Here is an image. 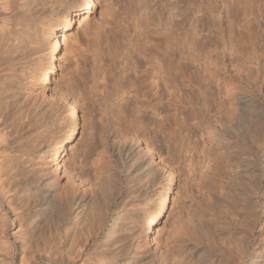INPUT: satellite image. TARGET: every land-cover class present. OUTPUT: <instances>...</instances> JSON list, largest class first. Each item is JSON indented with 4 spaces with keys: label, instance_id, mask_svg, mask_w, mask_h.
<instances>
[{
    "label": "rangeland",
    "instance_id": "obj_1",
    "mask_svg": "<svg viewBox=\"0 0 264 264\" xmlns=\"http://www.w3.org/2000/svg\"><path fill=\"white\" fill-rule=\"evenodd\" d=\"M73 1L79 0H70V3ZM223 4L222 0H185L187 15L183 22L180 18V12L184 8L181 0H136V3L133 0H85L76 13L72 6V22L59 33L57 30L53 31V24L57 21L53 14H47L45 19L29 20L32 23L31 29L33 28L30 33L35 29L38 33L31 38V44L27 48L24 8L19 7L16 16L12 17L16 23L13 37L16 40L11 58L4 61L0 58V67L5 68L6 72H13L15 98L21 106L20 110L30 111L39 123L38 131H42V159L30 168L32 174L39 176L44 173L55 188L62 191L70 189L69 194H75L69 196L76 202L82 192L79 188H83L85 192L94 191L93 188L97 190L98 186L105 188L112 173L120 172L124 182L128 175L135 176L133 169L136 163L146 164L152 171L154 184L144 185V188L139 186L138 192L132 195V205H136L133 207L138 216L130 251L131 256L136 258L135 264H180L179 261L183 260L187 253L193 258V264H217L215 240L213 237L198 234L201 232L197 226L202 219H215V214L209 210L211 207L207 195L217 192L214 196L219 198L220 189L225 185V177L228 176L224 173L227 171L228 174V170L220 164L217 152L219 149L215 147L213 139H207L205 133H199L197 126L203 115L200 75L205 67L209 66L211 72L215 70V66L210 65L212 60L205 56L203 40L206 34L212 40L220 34L224 43L226 51L223 56L227 71L225 70L221 78L224 80L227 74L229 76L235 73L232 68L227 67L231 46L227 31L233 17L226 13ZM107 7L116 11L118 19L124 17L121 12L128 7L130 12L136 13V17H149L153 22L138 31L129 30V38L125 35L124 26L111 22L106 24L99 33L98 42L94 43L84 35V29L101 24L105 20ZM249 19L254 20L253 16ZM82 20L83 24H78V21L82 23ZM107 20L110 19L106 18ZM17 24L21 26V30H18L20 27ZM253 24L256 25L255 22ZM258 25L261 40L257 50L259 54L263 53L258 64L261 72H264V17L258 18ZM165 28L169 29L174 37L169 51L172 68L169 96L151 99L154 92L156 96L165 94V89L160 84L158 89L153 87L152 90L143 87L136 90L131 88L129 94L124 95L125 99L119 101L116 91L119 87L118 79L123 76L122 69L134 51L139 54L142 68L147 67L151 61L150 57H155L160 64L163 63L165 40L159 32ZM55 33L62 43V48L52 55L49 46L55 40ZM128 39L130 44L136 43L135 48L127 44ZM214 57L212 54V59ZM49 65H52L49 84L37 85L39 82L31 81V76H39L41 68H47ZM261 78L259 76L258 79ZM254 88L256 87L249 89L257 95L258 89ZM136 91L137 98H134ZM256 99L261 102L257 96ZM68 103H72L75 108L76 136L67 144L65 151L60 149L56 154L62 165V170L58 171L54 165V156L46 151L61 135L65 136L68 132L69 123L65 120ZM194 131L196 135L191 138ZM49 135L52 137H48ZM132 139H137L138 142ZM193 146L195 149L190 148ZM202 148L205 150L202 151ZM121 149L123 159L125 158L122 159L123 169L119 166L121 158L118 152ZM209 149H212L211 152ZM201 151L204 153H200ZM210 156L218 161L219 166ZM213 163L218 169L221 165L219 170L224 168L218 170L217 175L213 174L217 171ZM205 164L213 168L212 172L209 170L211 173L206 171ZM162 166L171 173L173 187L168 194L170 202L155 225L151 242L147 241L139 226L150 205L163 190ZM261 171L264 177V164ZM141 191L142 195L139 194ZM260 195L259 199L262 201V194ZM22 203H26V200L22 199ZM22 210L24 231L21 239L14 245L11 234L16 231L18 223L13 213L6 208L9 221L12 222V226L7 230L8 238L15 250L14 256L10 250L1 251L0 262L18 264L20 255H23L28 264H45L40 219L30 218L34 215L31 213L26 226V206H23ZM112 223V218H109L102 233L106 232ZM262 227L263 221L257 226L251 244L256 243ZM26 229L27 234L31 235L27 245ZM100 235L98 238H90L89 247L92 248L94 244L102 241V234ZM23 247L24 253H20ZM252 249L257 250V247L253 246ZM62 253L57 257L58 263L56 261L54 264L66 262V256ZM11 258H14L12 262Z\"/></svg>",
    "mask_w": 264,
    "mask_h": 264
},
{
    "label": "bare ground",
    "instance_id": "obj_2",
    "mask_svg": "<svg viewBox=\"0 0 264 264\" xmlns=\"http://www.w3.org/2000/svg\"><path fill=\"white\" fill-rule=\"evenodd\" d=\"M73 2L70 3V0H0V58L3 61L11 58L10 54L16 40L13 38L16 23L15 18L13 20L12 17L16 16L19 7L21 9L23 7L26 13L27 48L31 44V38L38 33L37 29L30 33L32 23L29 20L43 19L47 14H53L57 17L56 23L53 24V31L57 30L59 33L72 22L70 13L72 6L76 13L85 0ZM133 2L136 3V0ZM181 2L184 7L185 0ZM222 2L226 13H230L233 17L227 31L231 43L227 67L232 68L235 73L229 76L227 74L224 80L221 78L226 70L223 56L226 51L224 43L221 41L220 34L215 40L208 38L206 34L203 48L205 56L212 60L210 65H214L215 70L211 72L208 66L200 75L203 115L197 126L200 131L195 129L199 133H205L207 139H213L215 147L219 149L216 151L219 154L220 164L228 170V174L225 171L224 175L228 176L225 177L226 183L220 189L221 192H218L219 198L214 196L217 192H214V195L211 192L207 195L211 207L209 210L213 211L215 219L201 218L200 224L196 226L201 232L198 234L208 238L213 237L215 240L217 264H264V177L261 171V166L264 164V72H261L258 64L263 53L259 54L257 50L261 40L258 18L264 17V0H222ZM121 13L124 17L118 19L116 11L107 7L105 20L93 28L89 26L84 29V35L96 43L99 33L103 31L106 24L118 22L124 26L125 35L129 38V30L138 31L141 27L146 28L153 22L149 17H136V13L130 12L128 7H125ZM186 15V7H184L180 12L183 22ZM250 16H253V21L249 19ZM106 18L110 20L106 21ZM83 20L82 23L78 21V24H83L85 21ZM254 22L256 25L253 24ZM19 27L18 30H21V26ZM47 33L49 34V31ZM159 35L165 40L162 52L163 63L160 64L155 57H150L151 61L147 67L142 68L139 54L134 51L125 68L122 69L123 76L118 79L119 87L116 91L119 101L125 99L124 95H128L131 88L136 90L143 87L152 90L158 89L160 84L165 89V94L156 96L154 92L151 99H163L164 96H169L172 87L169 51L174 37L167 28L159 32ZM54 36L55 40L49 46L52 55L62 48L57 34L55 33ZM129 42L130 39L127 40L130 47H136V43ZM212 54L215 56L214 59ZM51 67L52 65L41 68L39 76H31V81L39 82L37 85L49 84ZM259 76L262 77L261 80L258 79ZM250 87H256L258 94H254ZM136 93L137 91L135 95L133 94L134 98H137ZM15 94L13 72H6L5 68L0 67V252L10 250L14 256V245L21 239L24 231L21 218L23 219L22 208L26 206V226L30 218L34 217H39L42 224L45 264H54L56 261L58 263L57 257L62 252L66 256V262L63 264H135L136 258L131 256L130 251L133 246L131 241L133 229L138 225L136 218L138 216L134 208L136 205L134 203V207L132 205V195L138 192L139 186L144 188V185L154 184L151 169L146 164L136 163L133 169L135 176H125L127 178L125 182L117 171L118 174L112 173L110 178L108 177L107 187L98 186L97 190L93 188L94 191L90 190V193L79 188L82 192L78 200L72 201V197L69 196L70 189L63 192L62 189L54 187L46 174L41 173L39 176L32 174L30 168L42 159L40 151L42 131H38L39 123L30 111L20 110L21 106ZM256 96L261 102L256 99ZM210 117L213 118L209 121ZM65 120L69 123L67 134L61 135L57 142L55 140L56 143H52L53 145L46 151L54 156V165L58 171L62 170V165L56 154L60 149L65 151L67 144L76 136L74 127L76 115L72 103H68ZM194 135H196L195 131L191 138ZM132 140L138 142L137 139ZM190 148L195 149L194 146ZM210 150L212 149H209V152ZM202 151L200 153H204ZM118 153L121 158V161L118 160L119 166L123 169L122 149ZM211 158L213 162H216L215 158ZM209 164L207 166L205 164L207 172L212 168ZM224 168L222 167L221 170ZM219 169L214 170L216 173L213 174L217 175V172L221 171ZM161 171L163 172V190L150 205L148 213L139 226L147 241L151 242H153L152 234L155 225L170 202L168 194L173 187L171 173L165 166H162ZM101 185L104 184L101 183ZM88 193L89 196H87ZM260 194H262V201L259 199ZM22 199L26 200V203H22ZM6 208L13 213L18 223L16 231L11 234L14 245H11L8 238L7 230L12 226V222L9 221ZM77 210L79 211L76 212ZM31 213L34 215L29 218ZM109 218L110 220L112 218L113 223L106 232L102 233ZM262 221L263 227L261 231L259 230V235L257 234L256 243L251 244L256 235V228ZM27 229L26 245L31 236L27 234ZM100 234H102V241L94 244L92 248L89 247L90 238H98ZM253 246H256L257 250L253 251ZM23 250H25L24 247L19 252L24 253ZM20 256L18 264H28L27 259L23 255ZM13 260L14 258H11L10 262ZM192 260L193 258L187 253L181 260L182 263L179 262L193 264Z\"/></svg>",
    "mask_w": 264,
    "mask_h": 264
}]
</instances>
